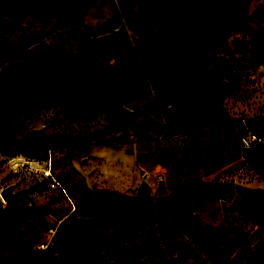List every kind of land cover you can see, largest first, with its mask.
Returning a JSON list of instances; mask_svg holds the SVG:
<instances>
[{
  "label": "rangeland",
  "instance_id": "374dc122",
  "mask_svg": "<svg viewBox=\"0 0 264 264\" xmlns=\"http://www.w3.org/2000/svg\"><path fill=\"white\" fill-rule=\"evenodd\" d=\"M262 32L264 0H0V191L30 202L0 194V264H264Z\"/></svg>",
  "mask_w": 264,
  "mask_h": 264
},
{
  "label": "built area",
  "instance_id": "2783aa9c",
  "mask_svg": "<svg viewBox=\"0 0 264 264\" xmlns=\"http://www.w3.org/2000/svg\"><path fill=\"white\" fill-rule=\"evenodd\" d=\"M246 119H243L242 122H245ZM241 144L245 149H250L253 148L254 146L258 145V144H264V141L262 140V138L260 136H258L255 132L251 131V130H247L241 137ZM49 161H30L29 162V167L31 169H36V170H46L45 172H48L51 174L50 172V166H49ZM161 176L157 177V179H159ZM57 184H59L56 179H53ZM73 204V203H72ZM74 206V204H73ZM53 216L51 210H44V211H40L36 214L35 219L37 221H42V220H46L49 219Z\"/></svg>",
  "mask_w": 264,
  "mask_h": 264
},
{
  "label": "water",
  "instance_id": "95a60500",
  "mask_svg": "<svg viewBox=\"0 0 264 264\" xmlns=\"http://www.w3.org/2000/svg\"><path fill=\"white\" fill-rule=\"evenodd\" d=\"M260 147H262V144H258L253 148L247 149V153H253ZM13 189V185H9L1 189L0 194L5 201L15 199L20 203L30 204V202L22 196L20 190L14 191Z\"/></svg>",
  "mask_w": 264,
  "mask_h": 264
},
{
  "label": "crops",
  "instance_id": "0c3cea01",
  "mask_svg": "<svg viewBox=\"0 0 264 264\" xmlns=\"http://www.w3.org/2000/svg\"><path fill=\"white\" fill-rule=\"evenodd\" d=\"M248 117H259V118H263L264 119V111H262V113L260 115H258V114H256V115L255 114H249Z\"/></svg>",
  "mask_w": 264,
  "mask_h": 264
},
{
  "label": "trees",
  "instance_id": "16d2710c",
  "mask_svg": "<svg viewBox=\"0 0 264 264\" xmlns=\"http://www.w3.org/2000/svg\"><path fill=\"white\" fill-rule=\"evenodd\" d=\"M263 34H264V32H262ZM173 199V198H172ZM168 201H170L171 200V197L169 198V199H167Z\"/></svg>",
  "mask_w": 264,
  "mask_h": 264
},
{
  "label": "bare ground",
  "instance_id": "6f19581e",
  "mask_svg": "<svg viewBox=\"0 0 264 264\" xmlns=\"http://www.w3.org/2000/svg\"><path fill=\"white\" fill-rule=\"evenodd\" d=\"M40 171H46V170L42 169V170H40ZM50 171H51V170H50Z\"/></svg>",
  "mask_w": 264,
  "mask_h": 264
}]
</instances>
